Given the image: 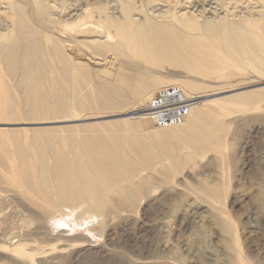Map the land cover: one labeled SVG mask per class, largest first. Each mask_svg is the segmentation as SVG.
I'll return each mask as SVG.
<instances>
[{"label":"bare ground","instance_id":"obj_1","mask_svg":"<svg viewBox=\"0 0 264 264\" xmlns=\"http://www.w3.org/2000/svg\"><path fill=\"white\" fill-rule=\"evenodd\" d=\"M28 5L26 0H12L10 21L0 22V123H75L44 124L25 139L14 132L18 164L10 166L8 151L0 152V163H10L8 182L23 188L22 194L45 214L84 208V214L102 221L112 204L111 192L135 203L150 185L143 171L164 157L175 168L171 147L163 141L169 132L180 135L195 152L216 147L224 125L211 121V111L195 101L235 88L227 84L220 92H197L202 86L197 80L177 78L180 82L170 83L173 80L156 74L158 68H180L183 77L199 75L205 67L224 62L219 49L237 61L235 69L255 61L264 66V39L226 20H139L126 3L122 18L96 17L91 8L78 14L81 7L75 5L66 19H58L49 9L45 14L41 3H33L30 12ZM214 13L212 7L208 14ZM96 45L110 53L94 50ZM184 89L194 96L185 95ZM234 95L227 99L248 102L259 93ZM205 114L209 116L202 121ZM119 115L126 118L85 123ZM20 256L29 258L26 252Z\"/></svg>","mask_w":264,"mask_h":264},{"label":"rangeland","instance_id":"obj_2","mask_svg":"<svg viewBox=\"0 0 264 264\" xmlns=\"http://www.w3.org/2000/svg\"><path fill=\"white\" fill-rule=\"evenodd\" d=\"M11 2L0 0L1 24L10 21ZM26 2H29V12L33 3H41L47 8L45 14L49 9L58 19H66L75 5L81 7L78 14L91 8L96 17L102 14L122 18L126 3L139 20L143 16H155L169 24L175 23V17L186 23L226 20L252 33V37L264 39V0ZM212 7L215 13L210 15ZM181 24L176 26L180 28ZM100 46L93 49L110 53ZM219 50L217 54L224 57V62L205 67L202 74L183 77L180 72L184 70L177 67L156 71L163 79L173 80L170 83L180 82L181 78L197 80V84H202L196 88L197 92H220L227 84L235 88L195 101L207 112L211 111V121H221L224 125L216 147L199 148L195 152L170 129L172 132L168 135L172 138L166 134L163 141L171 147L175 168H170V159L164 157L154 168L143 171L142 177H148L150 185L135 203L123 202L111 192L112 204L102 221L84 214V208L74 212L65 208L45 214L30 197L22 194L23 188L8 182V167L18 164V143L14 135L19 133L25 139L30 130L47 124L0 123V152L8 151V162L11 161L10 166L8 162L0 163V264H264V66L255 61L246 64L244 69H235L237 61ZM1 69L12 87V80ZM204 82L208 83L207 87ZM250 83L253 87H246ZM251 89L259 93L258 98L248 102L229 100L233 94L252 92ZM183 91L188 97L195 94L187 89ZM117 118L126 117L91 119L85 123L112 122ZM74 123H50L47 127ZM20 252H26L29 258L23 260Z\"/></svg>","mask_w":264,"mask_h":264}]
</instances>
